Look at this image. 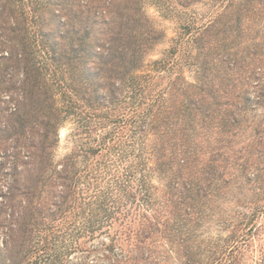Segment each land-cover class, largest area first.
<instances>
[{"label": "trees", "instance_id": "16d2710c", "mask_svg": "<svg viewBox=\"0 0 264 264\" xmlns=\"http://www.w3.org/2000/svg\"><path fill=\"white\" fill-rule=\"evenodd\" d=\"M93 1L76 13L89 24L43 38L0 7V264H249L248 225L264 217V44L249 63V0H216L182 40L186 60L177 48L145 70L159 34L125 0ZM69 117L84 137L58 160Z\"/></svg>", "mask_w": 264, "mask_h": 264}, {"label": "rangeland", "instance_id": "374dc122", "mask_svg": "<svg viewBox=\"0 0 264 264\" xmlns=\"http://www.w3.org/2000/svg\"><path fill=\"white\" fill-rule=\"evenodd\" d=\"M122 0V5L128 3L130 6L137 8L139 15L136 24H142L145 27L154 29L160 36V40L149 51L143 63V70L147 64H153L157 60H163L170 52L177 48L175 57H180L186 60L184 51L181 52L180 46L185 48L182 40L189 36L191 28H203L207 25L216 14H218L219 2L216 0H195L186 6V0H135V4L131 0ZM74 3V5L72 4ZM93 0H0V7L4 6L7 13L10 14L11 20H16L17 24H28L31 33L42 37V31L47 33L52 28H63L60 24H89V22H79L76 13L80 8H83L82 18L85 19L87 11L92 8ZM185 5V6H184ZM91 24H94L93 22ZM238 24V23H237ZM245 24V23H244ZM249 63L252 60V52L260 51L264 44V0H249ZM146 30V28L144 29ZM44 34V33H43ZM157 34V36H158ZM58 36V35H57ZM227 38L226 35H222ZM236 41L232 36L228 37ZM229 39H222V43L228 44ZM179 42L181 44H179ZM196 51L194 50L192 64L187 65L183 69V77L191 82L195 81L197 65H201V60H196ZM157 68V67H156ZM154 68L155 75L161 74L162 69ZM142 70V72H143ZM167 75V73L165 74ZM166 80V78L164 79ZM164 80L160 84H166ZM165 86V85H163ZM252 113V111H250ZM248 111V114H250ZM262 113V112H261ZM260 115V113H257ZM251 115V114H250ZM77 123L75 117H69L60 129L61 141L56 149V158L62 159L72 150L77 148L79 140L84 137L76 136ZM242 134L238 136L240 144L235 148V152L239 148H244V140L249 136V129L244 131L240 129ZM249 138V137H248ZM242 156V155H238ZM237 174L241 170L235 169ZM241 176L240 180H244ZM234 187H230L231 191H237L235 180L232 181ZM245 185V184H244ZM249 188L246 183L245 191ZM263 224V225H261ZM212 226V225H211ZM249 226V264H264V232H259L258 228H264V217L257 218L255 222ZM211 228V227H210ZM215 232V231H214ZM216 231L215 234H218ZM223 235L226 233L222 232ZM73 253L71 257L75 261H79L80 255Z\"/></svg>", "mask_w": 264, "mask_h": 264}]
</instances>
